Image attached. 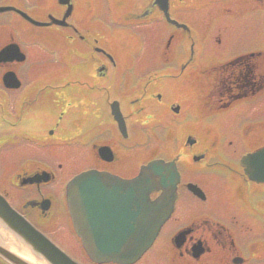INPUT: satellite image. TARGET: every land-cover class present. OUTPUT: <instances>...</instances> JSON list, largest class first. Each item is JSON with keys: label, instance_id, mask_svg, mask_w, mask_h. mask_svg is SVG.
I'll list each match as a JSON object with an SVG mask.
<instances>
[{"label": "flooded vegetation", "instance_id": "obj_1", "mask_svg": "<svg viewBox=\"0 0 264 264\" xmlns=\"http://www.w3.org/2000/svg\"><path fill=\"white\" fill-rule=\"evenodd\" d=\"M2 1L3 0H0V2ZM36 4V0L33 2L27 1L29 9H34ZM103 22L108 26L112 25L108 19ZM148 25L149 24H143L139 26V28L147 27ZM68 28L69 27H66L60 31V38L64 43V48L62 50L67 48L84 62L82 68L85 70V75L62 77L59 87L52 85L51 81H40L38 83L36 82L38 77L30 75L32 74V70L37 67L36 62L29 60L28 63H30V65L22 70L23 74L18 75L22 82V89L32 83L33 92H37L41 94L42 97H46L45 101L42 102L49 106L46 113L48 115L56 114V118L51 115L48 116L47 119H49L48 121H54V126H61V132L76 131V135L77 133H82L80 136L82 139L81 142L68 138L67 135H65L64 139L59 138L55 141L61 144L73 143L64 146H75L85 143L83 140L85 135L91 137V139L86 142L91 143L90 145L95 148V153L92 158H87L89 163L92 164L86 170L95 169L101 172L111 173L113 176L124 180H130L137 175L138 164L145 163L147 159L146 155L142 157L140 154L132 161L131 141L129 140L126 142L122 140L120 136H117L114 128L115 122L111 116L112 103L117 100L115 96L118 97L117 101L124 116H127L124 102L130 101L132 94L136 93V95H144L145 97L151 94L155 101L150 105L144 104L142 100H139L133 106L139 108L143 107L150 112L153 108H158L160 110V107L163 105H167L168 108V104H172L174 97L171 98L168 103H165V100L168 98V94H174V92H171L169 87H166L159 78L155 77L147 80L142 88L139 87L138 90L141 89V91H135L133 93L131 92L137 86L130 87L129 84H131L132 81L127 82L126 79L129 80L131 78L126 77V79H123V86L120 87L117 92L115 87V81L117 79L115 76L111 75L113 73V65L104 54L100 53V50L106 51V49H109L114 42V38L111 34L101 32L100 30L83 31L80 27L72 28L71 31L73 33H69ZM83 33L87 34L84 35ZM28 40L22 36L20 29L16 27L13 17L8 16L0 18V52L10 45H17L24 53L37 51L39 48L35 42L33 43L32 41L38 40ZM218 42L219 45H221L220 40H218ZM79 47L81 49H79ZM82 49H86L88 52L96 51L98 53L96 55H85ZM85 58H88L93 67H95V74L93 68L85 65ZM179 61V55H177L169 60L168 64L170 66L175 65L176 67ZM234 74H236V71H232L231 75L233 76ZM143 79H145V77H142V80ZM130 89L132 91H130ZM156 91H162V94L155 95ZM51 92L55 95L53 98L49 97ZM9 93L12 96L11 104L16 105L15 100L19 98V91H12ZM175 95L177 96L178 94L175 93ZM36 98L35 96L34 99ZM37 105L42 104H36L31 99L26 98V101L23 103V110L26 107L31 108ZM61 108L64 109L63 112L60 111ZM29 116L30 114H28L27 117L29 118ZM18 117L23 120L25 115L18 114L16 118ZM90 122L92 124H90ZM92 135H94V137ZM102 147L112 148L113 158L111 162L105 163L102 161L98 151V149ZM206 148V146L193 147L191 154L186 160L188 161L190 157L200 153L202 150H206ZM229 148H232V143L229 145ZM192 167L193 162L188 161L182 162L181 164L179 163L182 175V183L179 187V203L172 219L167 223L164 236L157 241L156 248L151 253L152 256L147 260L146 264H221V262L225 264L228 255H230V260L233 261V258L235 259L236 256L242 254L241 248L239 245L237 246V235L238 239L239 235L240 238L243 237L244 240L246 239L243 228H250L249 225H251V223L248 219H243V217L249 216L252 212L236 206L211 204L209 196L207 197L206 203H202L198 207L192 204H184L185 198L189 197V193L186 191L185 187L187 179L183 175L188 177L189 174L184 171L188 172ZM59 169H61L60 172L64 171L62 164H60ZM45 216H47V214H45ZM178 232L185 233V235H183L181 246L177 249L172 244L171 239L175 234H179ZM226 236L232 240V244H230V240L227 241ZM61 237L68 239L71 235L69 233ZM201 250L204 252L199 254V256H191V254L199 253ZM242 259L244 260V264L245 261L246 264H257L254 262L248 263L249 259L245 254H242ZM213 260H215L216 263H213ZM154 261L156 262L154 263Z\"/></svg>", "mask_w": 264, "mask_h": 264}, {"label": "water", "instance_id": "obj_2", "mask_svg": "<svg viewBox=\"0 0 264 264\" xmlns=\"http://www.w3.org/2000/svg\"><path fill=\"white\" fill-rule=\"evenodd\" d=\"M163 10L166 14L168 13L167 9ZM242 164L246 168V174L251 180L264 183V149L258 151L254 155L245 158ZM159 165H157V163L151 164L143 174V179L146 180L145 184L148 195L149 193L154 191H164L162 202H159L158 200H156L155 202H150L149 199L147 200V219L152 220L155 227L153 235H155L156 233V226H160L164 218L162 213H160L162 208L161 206L164 204V206L166 205L168 206V209H170L174 204L176 198L175 190L178 182V175L176 174V170L174 167L170 165ZM164 172L166 173V175L164 174ZM98 180L102 181L101 178H99ZM161 185L163 186L162 188ZM78 188V182H75L74 185L72 184L70 186V207L72 210L74 221L76 217V207H79ZM9 209L10 208L7 203L2 199V197H0V224H2L4 230L8 231L9 233L11 232L13 236L15 235L17 237L16 239H18V242L22 243L23 245L26 244L31 250L29 252L34 257L38 258L45 264H77L60 249H58L54 244H52L48 239H46L43 235L36 231L23 217L19 216L15 212H12ZM154 237L155 236H150L149 242H152ZM84 246L90 258L99 263L113 261L115 263L129 264L134 261V259L124 260L123 258L116 256L114 253L109 254V252L107 251H101L98 254L101 259H97L94 251L96 249H100L94 247V244L91 242H84ZM114 247L115 249H120L119 244H114ZM0 255L14 264H29L19 256L13 254L6 247L1 245ZM103 256H109L110 259H103Z\"/></svg>", "mask_w": 264, "mask_h": 264}, {"label": "bare ground", "instance_id": "obj_3", "mask_svg": "<svg viewBox=\"0 0 264 264\" xmlns=\"http://www.w3.org/2000/svg\"><path fill=\"white\" fill-rule=\"evenodd\" d=\"M180 4H181V2H179L178 5H180ZM104 55H105V57H107V59L113 65V56H112V54L109 53V52H105ZM85 61H86V63L88 65L90 64V60L88 58H85ZM170 68L171 69H175L176 67H175V65H173ZM113 73H114V68H113ZM169 81H172V80H169ZM8 86H12L13 87V91H19L18 97L24 95L26 98L31 99L36 104H42V102H43V98H42L41 94H39L37 92H32V90H31L32 83L27 85L23 89H22L21 80L13 81L11 84L7 85L6 88L2 90L1 93H2L3 97H5L7 99H10V98H12V96L9 93V87ZM149 94H150V92H149ZM156 94H162V91H156L155 95ZM35 96L37 97L36 99H34ZM169 96H170V94H168V98L165 100V103H168L169 98H170ZM139 100H142L144 102V104H148V105H150L152 102L155 101L154 97L151 94H150V96H147V97H145L144 95H142V96L141 95H136V93L132 94V97H131L130 101H125L124 102L127 116H124L121 107H119L118 110H119L120 116L118 118V122L114 125V128L115 127H123V128H127L129 130H133L134 127H135V124L142 125L141 122H142L143 119L152 117V115L155 113V109H153V113L150 114V112L148 110H145L143 107H140V108L139 107H133L135 105V103L137 101H139ZM186 100H187L186 98H182V101L184 102V104L186 103ZM160 108H161L160 109L161 112L166 111V110H170V109H178L177 106H170V104H168V108H167V105H163ZM60 111L63 112L64 109L61 108ZM3 123H4V121L1 119V116H0V130L2 128L1 125ZM11 123H12V126L16 127L15 131H14L15 134H17L18 132L23 130V126L24 125L22 124V119L21 118L13 119ZM29 131H30V128L27 127L25 132H29ZM198 144H199V141L195 142V141H193L191 139L188 140V146L191 149H193V147L198 146ZM34 150L38 154L46 155L48 157H51L52 159H56L58 157V154H60L63 158L66 157L65 156V150L64 149L61 150V148L59 146H52V147H47V148H42V149L38 148L37 146H34ZM179 154H180V157L184 156L182 154V152H180ZM29 155H31V154H29ZM99 155L101 156L102 161H104L105 163L111 162V160L113 158V150H112V148H110L109 152L107 150H102V151H100ZM30 158H32V157H30ZM34 158H36V157H34ZM28 171H29V168L22 169L21 172L19 173V178L23 179L28 174ZM38 172H40L41 175L45 176L50 184L54 183L55 176H54V173H53V171L51 169H48V170L38 169ZM164 174L166 175L165 172H164ZM0 178H2L1 175H0ZM162 187L163 186L161 185V188ZM29 191H31V190H29ZM44 192H45V190H44ZM30 195H34L33 199L36 200L37 206L39 207V202L43 199L42 197L39 196V192H37V191L36 192H32V193H30ZM56 199H57L56 196L54 194H52L51 195V200H50V202L53 203L52 207L55 206L56 201H57ZM14 204L17 206L18 202L17 203L14 202L13 204H11L9 206V208H10L9 210H11L12 212H15L16 214L21 216L19 210L15 207ZM26 211H27V213H29V214H31L33 216H36L38 214V212L30 205H28ZM75 226L78 229V231L80 229H84V226L81 224L80 221L76 220ZM243 229H244L245 232L247 231V227H245ZM56 234L58 236H60L59 233H56ZM182 234L185 235V233H182ZM250 234L252 235L253 233H250ZM14 236L12 235L11 232L9 233L8 231L4 230L2 224H0V237H5L4 238L5 241L3 242V244H5V246L9 247L13 251V253H15L16 255L21 257V259L25 260L29 264H45V263H42L41 260H39L38 258L34 257L29 252V251H31L29 249V247L26 244L23 245L22 243L18 242V239H16L17 237L16 236L14 237ZM63 239L66 241V242L65 241L64 242L67 245H69V246L73 245L72 241L69 238L68 239L63 238ZM229 259H230V255H228L225 264L229 263ZM1 262H2V264H14V263L9 262L6 259H2ZM221 264H223V262H221Z\"/></svg>", "mask_w": 264, "mask_h": 264}, {"label": "rangeland", "instance_id": "obj_4", "mask_svg": "<svg viewBox=\"0 0 264 264\" xmlns=\"http://www.w3.org/2000/svg\"><path fill=\"white\" fill-rule=\"evenodd\" d=\"M244 4H246V0H227L226 6H224L223 4H221L220 7H217L214 5L215 7L213 10L225 12V8H228V10H230V11H233V9H237V12H240V11L245 12V9L241 8ZM222 7H224V8H222ZM204 10H203V12H204ZM207 12H210L209 8H207ZM261 17H263V16H260V18ZM230 22L231 21H228V22L224 23V25L222 24V28H221V30H222L221 34H223V35L227 34L228 35L227 38H224L226 44H228V45H231L233 40L235 43L237 42V40L235 41V39H237L235 34L238 33V30H240L239 32L241 33L242 32V26H243V24H238V25H236V27H234L235 23L234 22L230 23ZM233 27L237 30V32H235ZM248 29L249 28L247 25V28L246 29L243 28V31H247ZM139 32L141 33V35H143V37H146L145 41H147L149 45L151 43V45L148 47L147 52H145L143 54V57L139 62V65H141V66H140V68L137 69L138 72L141 70H144L150 64H153L152 62H153L154 56L157 54L158 44L161 43V35L165 34V31H164L162 25H158L155 27L147 28V29H146V27L140 28ZM240 35L241 34H238V37ZM215 36H218V35L215 34ZM262 37L264 38L263 34H262ZM214 39L215 38H212V40H214ZM42 57H45V56H42ZM257 105H258V107L255 106L254 109H257L258 113L264 114V100L260 101ZM34 152H35V150L29 149V148H24V147H21V148L15 149V150L9 149L8 152H5L2 155L1 161H5V162L7 161L9 163L10 168H11V166L17 167L21 163V161L24 159V156L29 155V154H35ZM85 154H86V152H83L82 149L79 147H71V148H68L65 150V156H66L65 158L66 159L62 163V165H63L66 173L62 177L65 178L66 182L64 181L62 186H60V189H59V186H55L52 188V190H57L56 193H60V191H62V189H64L66 183L68 182L67 180L70 177L71 171L77 170V172H78V171H81L82 168H84L86 166L85 163H87V158L84 157ZM1 161H0V175L3 177L5 175L3 173H6V171L3 170L5 164ZM42 162L46 164L45 160H43ZM0 189L3 192H8L9 194H11V197H15L16 195H18V196L20 195L19 192H17L14 189H11L10 186H8V184L4 178H0ZM30 193H32V191L27 192V194H30ZM16 198H18V197H16ZM53 229H54V231L51 232L53 236L55 235L56 230H59V229L65 231L66 234H69L68 230L66 228V225H65V223H63V221H59V225L55 226ZM63 231L59 232L60 236L64 235ZM59 240L62 241L64 239L59 237ZM64 246L67 247V245H64ZM70 247H73V245H70ZM82 260L84 261V259H82Z\"/></svg>", "mask_w": 264, "mask_h": 264}]
</instances>
